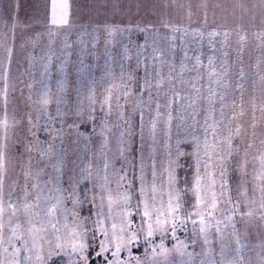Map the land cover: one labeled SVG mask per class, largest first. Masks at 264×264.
Segmentation results:
<instances>
[{
  "label": "rangeland",
  "instance_id": "374dc122",
  "mask_svg": "<svg viewBox=\"0 0 264 264\" xmlns=\"http://www.w3.org/2000/svg\"><path fill=\"white\" fill-rule=\"evenodd\" d=\"M12 3L17 6L21 23L15 36L10 34L8 37V46L12 48L10 64L8 53L0 48V152L4 153V167L0 169V179L3 180L0 184V206L3 208L0 215V260L11 261L19 248L21 251L16 256L21 264H44V258L57 243L58 236L63 249L62 256L56 257V264H61V260L63 264H85L79 245L89 241L79 237L84 229L77 226L86 224L89 234L96 231L93 243L104 244L107 249L105 255L110 256L117 245H121V264H264V0H69L72 26L57 34L71 30L67 37L72 41L70 60L74 69L79 64L78 49L81 45L77 40L82 32L94 33L92 29L97 28L95 32L99 31L103 36L106 27L124 28L129 25L132 31L123 37L117 32L114 46L109 47L117 55L111 70L112 81L117 85L122 60L121 44L125 39L129 48L126 66L130 71L131 65L142 58L143 77L145 68L149 73H158L155 77L159 78L160 75L169 76V71L177 67L174 72L177 81L182 74L192 81L197 76L192 70L194 58L200 56L198 79L220 78L219 64L225 58L232 65L242 66L245 76L242 74L241 77L250 82L242 97L229 95L231 106L234 101L237 107L234 109L233 106L230 111V115L235 113V125L228 127L227 133L241 130L237 139H232L236 150L241 144L238 150L241 164L233 163L229 170L232 195L240 213L217 212L207 231L200 232L198 226L189 223L186 229H178L174 236L169 234L166 238L158 232L147 237L149 221L141 230L139 218L131 214L134 209L122 207L119 193L124 192L125 187L117 188L116 170L126 169L127 159L135 158L133 146L136 136L129 141L125 135L124 143L118 144L121 131H128V125L117 119L118 109L107 115V123L102 127L104 118L97 106L95 119L88 126L89 143L80 147V141H86L84 136H78V133H86L82 125V121H86L85 109L81 108L77 115L74 113L73 70L69 75L68 89L62 85L65 96L59 87L62 82L57 73L62 57L60 46L56 47L54 58L47 63L53 78L49 92L46 91L48 86L43 83L41 73L48 59L45 53L48 40L53 38L43 31L49 0H12ZM33 26L35 32L32 31ZM137 26L146 31H137ZM83 39L89 41L90 37L85 34ZM141 45L142 49L138 48ZM98 46L99 49L105 48L103 41ZM89 48L91 43H88L87 51ZM209 56H213L211 66H208ZM5 68L8 69L6 80ZM186 69L188 72H184ZM232 69L233 81L235 68ZM97 74L99 76L100 72ZM97 82L101 85L100 79ZM213 91L223 89L220 86ZM44 100L48 102L45 104ZM81 107H86L85 101ZM128 110L124 109L126 117L130 114ZM78 123L79 127L76 126ZM46 124L50 129H59L60 138L52 141L51 135L38 132L34 137L28 132L29 128L36 131V126ZM92 125H95L94 132ZM208 138L211 140L212 136ZM37 139L47 140L48 144L38 143ZM26 146H30V152L25 150ZM118 148L124 149L123 155ZM159 148L156 155L158 164L165 159L163 149ZM41 149L44 154H41ZM129 149H132V155ZM192 150L183 148L181 151ZM184 160L190 162L187 156L182 158V164ZM133 163L136 164L135 159ZM184 175L192 178L189 173ZM77 181L82 182L77 184ZM37 192L39 201L35 198ZM156 195V207L160 209L159 189ZM26 200L31 207L24 206ZM48 209L53 211L46 215ZM249 212L251 215L245 214ZM227 214L232 215L231 220L226 219ZM85 217L88 219L84 220ZM96 221H100L98 226L94 223ZM217 221L222 223L217 224ZM52 225L59 231H55ZM42 227H47V233L40 231ZM122 230H126L128 236L139 233V239L126 243ZM41 236H46L51 243L41 240ZM17 237H20L19 241ZM88 264L92 261L89 260ZM96 264H101L99 259Z\"/></svg>",
  "mask_w": 264,
  "mask_h": 264
},
{
  "label": "snow or ice",
  "instance_id": "6c2138e0",
  "mask_svg": "<svg viewBox=\"0 0 264 264\" xmlns=\"http://www.w3.org/2000/svg\"><path fill=\"white\" fill-rule=\"evenodd\" d=\"M17 6L12 3V0H0V48H3L7 53V59L9 64L11 63L12 48L8 46L9 35L15 36L18 27L20 26V20L18 12H16ZM16 12L14 16L13 13ZM71 16V5L69 0H49L47 10L43 21V31L46 32L50 37H54L57 32L65 28H70L72 26ZM25 27H29L25 25ZM137 31H146L145 28L137 26ZM32 31L35 32L36 28L33 26ZM130 27L124 28H104V35L101 36L99 31L94 33L82 32L78 36L77 43L81 45L80 52L78 53V63L80 67L77 72L78 75L83 73L87 74L91 78L90 65L85 64L84 55L92 54L87 53V45L91 43L92 49H96L97 45L103 41L105 52V63L103 66L104 75L101 80L104 81L103 91L97 94L95 87L89 88V95L87 97L89 101V114L87 121H82L83 123H88L95 119V111L98 106L100 114L103 116L109 115L113 106L119 110L117 119L124 121L128 125V131L125 133L121 131L120 139L118 144L124 143V136L127 135L129 141L132 137L139 136L140 146L138 149L139 157L138 164H134L132 159H127L126 169L116 170V184L117 188L125 187V191L119 193L121 200L123 201L122 207H131L134 212L131 214L134 218L138 217L142 226L146 221L148 231L147 237H152L154 232H158L162 237H167L169 234H174L178 229H186L189 223L194 226H198L200 232H205L211 225V221L215 220L216 213L221 214L231 212L232 215H238L240 213V208L232 195L231 188V177L227 165L231 162L230 158L234 154L233 140L232 136L227 137L221 136L217 131L219 125L223 123V117L225 116L223 106L220 107V120L215 121L210 124L209 120L212 118V110L215 105L211 97L214 94L212 89L209 87L208 96L205 97L208 100L207 107L205 109L206 114L204 115L203 123H201L197 116L200 112L196 108V101L199 97V88L193 82V92L196 94L194 97L189 98L187 95L179 97V101H182L179 105L180 117L179 123L173 125V104L177 102L172 97H168L163 103L158 98V92L154 94V88L159 89L161 85L159 82L153 83L155 76L158 73H149L147 68H145V76L139 78V82L134 73H126L124 70V65H120V75L118 77L119 84L112 83L109 77L112 75L109 71V64L112 60V52L109 48L110 45L114 46L115 35L117 32L123 37L125 34L131 32ZM87 34L90 37L89 41H85L83 36ZM67 34H65L66 36ZM212 42H210V47ZM71 45L68 43L63 44V50L70 48ZM142 45L138 48L142 49ZM128 44H121V59H128ZM66 55H71V53H66ZM140 52H137L139 57ZM155 59V57H153ZM184 59H188L187 52H184ZM195 64L193 65V71L196 72L198 79L200 76V56H196ZM209 65H212L213 56H209ZM51 61V57H49ZM67 61H62L61 65L58 67L60 73L65 72V65ZM142 60L137 59L136 70L139 67ZM182 67H184L182 61ZM46 72H50V64L46 67ZM8 69H4L5 80L7 79ZM211 76L212 73L210 72ZM151 77V78H149ZM171 79V74H169ZM187 81H185L186 83ZM93 85L96 84L94 78L91 79ZM119 89V92H114V89ZM7 93V88H5V94ZM145 93L147 94V101L144 100ZM77 95L79 96V90H77ZM135 95L137 101L132 109L129 116H125L124 109L126 106L127 98ZM45 104L47 100L43 101ZM221 105H224V96L221 94L220 98ZM191 109L185 116V112ZM59 108L57 113L59 114ZM233 116L235 113L232 114ZM51 119V118H50ZM163 120V125L160 128V132L163 134L162 141L158 140V123ZM190 121V122H189ZM53 122H55L53 120ZM102 124L104 121H101ZM31 124V120L28 121ZM79 127V123L76 125ZM147 127V133L145 128ZM173 127L175 128L176 135L173 136ZM139 129L137 132L136 129ZM92 131H95V125H92ZM28 132L32 136H37L38 132H43L45 136L51 135L52 141L60 138L59 129H50L47 124L44 126H36V131L32 128L28 129ZM185 133V137L181 139L180 133ZM239 130L237 129V135ZM209 135L212 139L209 140ZM78 136H84L87 140L88 137L85 133H78ZM201 136L203 140H201ZM188 137H191L192 147L191 152L181 151L180 145L184 143H189ZM175 139V145H171V141ZM38 143L48 144L47 140L40 141L37 139ZM31 143V142H30ZM163 143L165 149V159L159 161L156 160L157 149L160 144ZM171 145V146H170ZM55 149V145H51ZM201 147L203 148V154L201 155ZM147 148V155L145 154V149ZM211 149V151H209ZM26 151H31L30 146L25 147ZM121 155H123V148H118ZM132 149H129L131 152ZM174 151V155H173ZM41 154H44V150L41 149ZM185 156L189 157L190 162L188 163V168L191 171V179H188L187 175L182 178L181 169L184 165L181 164V159ZM4 159V153L0 152V169L4 167L2 161ZM56 168V165H53ZM108 165L105 164V168ZM243 167V165H241ZM124 174L121 175L120 173ZM87 179V177H84ZM107 180V177H105ZM82 181H77L79 184ZM3 180L0 179V184ZM87 187V186H85ZM103 189V186H102ZM159 189L160 194V209H157V190ZM84 191V189H81ZM91 192L92 189H87ZM147 197V198H145ZM36 200L39 201V192L36 194ZM87 199V196L85 197ZM104 198V192H101V199ZM95 197H93V200ZM129 201L131 203L129 204ZM83 203V201H79ZM141 205L143 208L141 210ZM11 206V205H10ZM26 208L31 207L27 200L25 201ZM38 206V204L36 205ZM53 209H48L46 215H49ZM3 213V208L0 206V215ZM246 215H251V213H245ZM97 215H100L98 212ZM232 215L227 218L232 219ZM87 220L88 217L83 218ZM154 222V223H153ZM42 223V222H41ZM51 222L49 221V224ZM97 226L100 221L94 222ZM222 223V221H217V224ZM78 228H83L84 231L80 232L78 235L81 239H87L89 243L80 244L79 250L82 258L85 260V264L91 260L92 264H96V260L99 259L101 264H121L119 260L121 245H117L116 251L112 252L110 256L105 255L107 249L103 243L96 244L93 243L96 240V231L92 230L91 234L87 229L86 224H81L77 226ZM2 228V224H0ZM55 231L59 229L52 225ZM115 228V225H113ZM219 231V229H217ZM41 232L47 233V227H42ZM124 231V236L126 237V243H133L139 239V233L134 236H128L126 230ZM107 235V233H104ZM76 235V233H73ZM41 240L51 243L47 240L46 236H41ZM20 240V237H17ZM57 243L54 245L52 250L49 252L48 256L44 258V264H56V257L62 256L63 245L59 243L60 237H56ZM239 243V240H237ZM11 243V242H10ZM26 245V242H23ZM74 250L76 245H73ZM99 248V250H97ZM21 249L17 248L16 252L13 253V258L11 261L0 260V264H21L19 258H17L16 253H19ZM86 253V254H85ZM27 259V258H26ZM61 264H63L61 260Z\"/></svg>",
  "mask_w": 264,
  "mask_h": 264
},
{
  "label": "trees",
  "instance_id": "16d2710c",
  "mask_svg": "<svg viewBox=\"0 0 264 264\" xmlns=\"http://www.w3.org/2000/svg\"><path fill=\"white\" fill-rule=\"evenodd\" d=\"M124 27H129V25L128 26L125 25ZM96 30H97V28H93L91 32H95ZM70 32H71V30L66 29L65 33H62V34H59V35L57 34L56 38L53 37V38L48 40V46H47V49L45 50V53L47 54L48 59L45 60L44 69H43V72L41 73V79H42L43 83L45 84V86H48V89L46 91H48L49 88H51V84H52L51 82H52V78H53V72H51V71L50 72H46V70H45L46 67L49 65V64H47L49 62V57H51V60L54 58V56H55V52L54 51H55L56 47H58V46L61 47L60 48V52L62 51L63 44H65V43L70 44L71 47H72V41L69 39V37H67L68 33H70ZM65 34H67V35L65 36ZM55 41H58L57 45H55ZM124 43L128 44L127 39H125ZM71 47L67 48V49H64L63 50V54L61 55L62 56L61 57V62L62 61H67V63L65 65V72L64 73H60L58 71V69H57L58 77L62 81L61 85L59 87L61 88V92L62 93L65 92L64 91L65 88L63 87L64 85H66V89H68V84H69V81H70L69 80V75L71 76V70H73L74 79H75L73 81V93H74V104H75V106H74L75 107V112L74 113L77 115L79 110L81 108H84L85 109V115L84 116L86 117V121H87L88 114H89V111H90V109H89V101L87 99V97L89 95V91L88 90H89L90 87H95L97 91L102 92L103 91V87H104V81L101 80V77L104 75V72H103V67H102V69L100 67H101V65L104 66V63H105V57H104L105 48L99 49V46L97 45L96 49H92V47H91L87 51V53H93L94 52V55H92V54H85L84 55L85 64L91 66V68H90L91 78H90L87 74L81 73V74L78 75L77 70H78V68L80 66L79 64L75 65L76 69H74L75 67L72 68V66H71L72 61L70 60V55H66V53H69L71 51ZM80 48H81V46L79 47L78 52H80ZM113 52H112V60L110 61V64H109V71L110 72H111V70L113 68V64L116 63V57H117V55H114ZM101 55H103V56H101ZM127 56H128V54H127ZM140 60H142V58ZM43 62H44V60H43ZM61 62H60V65H61ZM126 62H127V59H122L120 61V63L124 65L125 72L126 73H134L135 76L138 79V82H139V78L143 77V68H144L143 60H142V63L140 65V67H139V70H136L137 61H135V64L131 65L130 71H129V69L126 66ZM207 62H208V60H207ZM45 65H46V67H45ZM208 66H210V65L208 64ZM232 67L235 68V73H234L235 78H234L233 81L231 80V73H233ZM33 68L35 69V65L33 66ZM119 68H120V66H119ZM175 69H177V67ZM175 69L169 71V74H171V79L169 78V76L160 75L159 78L155 77V79L153 80L154 84L159 82V84L161 85V87L159 89H155L154 88V94L156 92H158V94H159L158 98L161 101V103H163L164 100L166 98H168V97H172L175 100H177V102L173 104V111H172V116H173L172 123H173V125H175V124L180 122L179 121V117H180V114H181L180 111H179V105H180V103L182 101H179V97L176 94H179L180 97L187 95L189 98H192V97H194L196 95L193 92V87H192L193 86V82L196 84V87L199 88V97H200L196 101V108L200 112V115L197 116V119L201 123H203L204 115L206 114L205 109H206L207 104H208V100L205 98V97L208 96V89L210 87L212 89V91H213L215 88L221 86L223 91H213L214 94L211 97L212 101L214 102L215 107L212 110V118L209 120V123L212 124L215 121L221 119V117L219 116L220 115L219 109H220V107L223 106L224 112H225L226 115H225V118H223V123L221 125H219L217 130L221 134V136H223V137H227V136L231 135L232 139L236 138L237 137V132L235 130L227 133L228 127H233L235 125L234 124V122H235L234 121V116L232 114L230 115V111L233 109V106H235L234 109H236V107H237V105H236V103L234 101L232 102L233 106H231L230 100H229L230 99L229 95L231 93L233 95L235 94L237 96H241L242 97L244 90L250 84V82L247 83V81H245L244 78L241 77V75L245 73L243 67L240 66V65H232V62H228L224 58L223 61L219 64V70H220L219 71V75H220V78H217V77H214L212 79H197V78H195L192 81H190V77H185L183 74H182V78L180 79V81H177L176 78H175L176 76H174ZM98 72H100L99 76L97 74ZM184 72H188V70L186 69V70H184ZM112 73L113 72H111V74ZM244 76H245V74H244ZM92 78H94L96 80V84L95 85H93L91 83V79ZM112 78H113V74L109 77V80L112 83H115V82L112 81ZM98 79H100L102 87H101L100 83L97 82ZM185 81H187V82L185 83ZM189 82H191V83H189ZM45 89H46V87H45ZM77 90H79V96L77 95ZM114 92L118 93L119 89L118 88L114 89ZM201 93H203L204 95L201 94ZM221 94H223V96H224V101H225L224 105H221V103H220ZM65 95H66V92H65L64 96ZM84 95H86V97H85L86 99L84 98ZM144 100L147 101V94L146 93H145V96H144ZM83 101H85L86 107H81V104L83 103ZM136 101H137V97L135 95L130 96V97L127 98V101L125 102L126 103L125 108L127 110L129 109L128 111L130 113L132 112V109L135 106ZM97 109L99 110V108H97ZM113 109L115 110L117 108H115V106H113ZM114 110L111 113H115ZM81 111H82V109H81ZM118 112H119V110L117 111V113ZM188 112H191V109H188L187 112L184 113L185 116H187ZM106 117L107 116H103L104 123L101 125L102 127H104L105 123H107L106 121L108 120V117L107 118ZM229 117H232L231 121H229ZM228 123L230 124V126L228 125ZM90 124H91L90 121L88 123H82L84 128H86L85 135L87 137L90 134L89 131H88V126H90ZM162 125H163V120H161L158 123V125H157L158 140H161V141H162L163 134L160 132V128L162 127ZM240 133H241V130L239 131V134ZM175 135H176V131H175V128L173 127V136H175ZM185 135H186L185 133L181 132L180 133L181 139H183L185 137ZM97 138L98 137H96V140H97ZM188 141H189V143H184V144L180 145V149L181 150L183 148L184 149L192 148L190 146L191 137H188ZM83 143L86 144V143H89V142H87V140L85 142L80 141V147L84 146ZM175 143H176V141H175V139H173L171 141V145H175ZM61 144H63V142ZM139 146H140V140H139V136L137 135L136 136V143L133 146V153L135 154V158L134 159H135V163L136 164H137V155H139V153H138ZM239 146H241V144H238L237 150H236L235 149L236 146L233 145L234 154L230 158V161H231V159L233 161H231L227 165L229 170H230L231 165L233 163L234 164H237V163L241 164V162H239L240 160H238V159H240V156H241L240 155V151H238L240 149ZM159 147H158L159 149H163V152L165 154V149H164L163 143H161ZM80 151H81V149H80ZM131 155H132V151H131ZM134 159H133V161H134ZM181 164H182V159H181ZM183 165H184L185 169L184 170L183 169L180 170L182 175L189 173V177H190L192 170L190 168H188V166H187L188 163L186 162V160H184ZM245 172H247V170ZM227 217H228V214H227ZM227 217H226V219H227ZM187 235H188V237H190V233H187Z\"/></svg>",
  "mask_w": 264,
  "mask_h": 264
}]
</instances>
